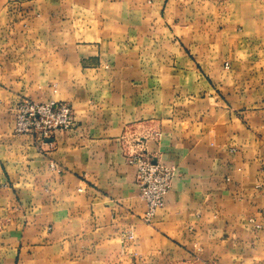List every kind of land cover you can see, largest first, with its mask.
Returning <instances> with one entry per match:
<instances>
[{
  "label": "crops",
  "instance_id": "1",
  "mask_svg": "<svg viewBox=\"0 0 264 264\" xmlns=\"http://www.w3.org/2000/svg\"><path fill=\"white\" fill-rule=\"evenodd\" d=\"M136 153L175 170L150 224ZM0 264H264V0H0Z\"/></svg>",
  "mask_w": 264,
  "mask_h": 264
},
{
  "label": "built area",
  "instance_id": "2",
  "mask_svg": "<svg viewBox=\"0 0 264 264\" xmlns=\"http://www.w3.org/2000/svg\"><path fill=\"white\" fill-rule=\"evenodd\" d=\"M73 123V110L65 102L50 100L40 103L22 99L14 108V134L32 135L38 143L45 142L58 131L69 130ZM127 164L135 168V186L145 204L141 220L150 224L163 207L175 170L152 161L144 153L129 156Z\"/></svg>",
  "mask_w": 264,
  "mask_h": 264
},
{
  "label": "rangeland",
  "instance_id": "3",
  "mask_svg": "<svg viewBox=\"0 0 264 264\" xmlns=\"http://www.w3.org/2000/svg\"><path fill=\"white\" fill-rule=\"evenodd\" d=\"M13 111H14V109H13Z\"/></svg>",
  "mask_w": 264,
  "mask_h": 264
}]
</instances>
